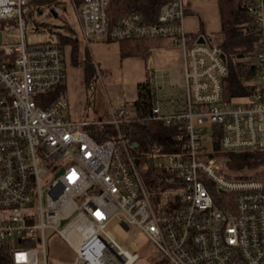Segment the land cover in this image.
<instances>
[{
	"label": "built area",
	"instance_id": "built-area-1",
	"mask_svg": "<svg viewBox=\"0 0 264 264\" xmlns=\"http://www.w3.org/2000/svg\"><path fill=\"white\" fill-rule=\"evenodd\" d=\"M31 1L0 0V248L11 264H49L47 231L72 250L68 264H135L139 253L105 230L113 219L143 233L164 264H264V184L226 164L264 152V0L246 4L260 44L255 91L240 101L223 97L219 46L186 30L185 0H168L153 21L112 19L113 0H69L86 42L163 38L181 52L182 86L147 65L148 98L121 102L108 121L70 120L66 94L42 96L65 78V55L26 39ZM134 120L178 125L181 149L141 153L121 130ZM150 167L165 186L145 185Z\"/></svg>",
	"mask_w": 264,
	"mask_h": 264
},
{
	"label": "trees",
	"instance_id": "trees-1",
	"mask_svg": "<svg viewBox=\"0 0 264 264\" xmlns=\"http://www.w3.org/2000/svg\"><path fill=\"white\" fill-rule=\"evenodd\" d=\"M81 0H76L80 2ZM168 0H118L109 4V14L112 19L128 11H138L142 13L147 21H153L162 11ZM247 0H218L221 28L211 35H195L197 39H203L209 43L219 46L222 55L227 63L228 72L223 78V97L225 101H240L249 97L255 91L253 82L255 75V64L250 61L256 53L246 50L245 42L247 38L256 36L254 32L252 17L246 8ZM58 0H32L30 3V20L35 11L42 12L44 8L49 9V14L53 15ZM55 17V16H54ZM47 28L51 33H55L54 41L63 50L66 45L71 46V60L78 64V37L77 32L66 20H63L58 30L53 31L48 22L38 23ZM258 36V35H257ZM150 38H134L119 40V50L122 57L138 56L146 59L150 50L144 41ZM153 39V38H151ZM48 41V40H47ZM46 42V41H39ZM146 81H139L137 84L138 95L133 104H139L141 99H147L145 92ZM65 93L64 80L55 84L42 96L46 101H51ZM105 132L113 133L115 128L111 124L100 126ZM178 125H165L158 121L138 122L132 121L123 123L121 130L125 136L138 143V150L141 153L154 152H174L181 149L183 140L174 137L178 131ZM227 167L234 172L243 171L239 178L258 179L264 184V152L229 155ZM165 172L148 168L143 171L144 183L148 188L154 186H165L161 180L167 177ZM223 195V194H215ZM10 253L6 248H0V264H11ZM156 264H164V260Z\"/></svg>",
	"mask_w": 264,
	"mask_h": 264
},
{
	"label": "rangeland",
	"instance_id": "rangeland-1",
	"mask_svg": "<svg viewBox=\"0 0 264 264\" xmlns=\"http://www.w3.org/2000/svg\"><path fill=\"white\" fill-rule=\"evenodd\" d=\"M48 11V8H44L42 12L35 11L33 13L31 20L26 24V39L31 42L54 41V37H56L54 32L51 33L42 24H36L35 21H38V23L48 22L53 31L58 30L63 20H66L75 28L76 36L79 39V63H73L74 61L71 60V46L66 45L63 50L66 57L67 54L70 55V59L68 58L67 71H69V74L64 94L67 92L68 98L71 97L73 100L79 92L82 95L86 94L82 117L99 119L107 115L110 116V107L115 105L116 101L125 102L130 99L129 97L134 96V90H136L139 80L142 81L147 77L145 61L146 63H152V67L158 74L162 75L167 85L172 83L175 86H182L183 63L181 52L172 46L167 39L150 38L145 40L144 44L150 50V54L146 59L138 56L122 57L119 50V41L91 39L86 42L82 39L69 0H58L55 9L58 13L57 17L50 15ZM259 44V36L254 35L246 39L245 47L246 50L256 53ZM250 61L253 64L256 62L254 57H251ZM95 64L100 68V75L96 73ZM74 67L82 70L84 85L86 86L84 90L83 87L80 88L78 79L80 75L78 72L74 74ZM76 85H79L78 89H76ZM207 126L210 127V124L207 123ZM220 159L224 161V157H220ZM105 230L111 233L120 245H124L129 251L139 253L140 258L135 264H156L163 259L161 253L147 240L145 235L134 231L135 229L131 225L125 227L118 219H113L107 224ZM46 234L49 264H63L60 262L62 258L73 256V252L67 248L60 237L50 234L49 231Z\"/></svg>",
	"mask_w": 264,
	"mask_h": 264
},
{
	"label": "crops",
	"instance_id": "crops-1",
	"mask_svg": "<svg viewBox=\"0 0 264 264\" xmlns=\"http://www.w3.org/2000/svg\"><path fill=\"white\" fill-rule=\"evenodd\" d=\"M185 2H186V14L184 17V25H185L186 30L189 33L198 35L200 38L201 35H211L212 33L220 30L221 23H220V13H219V8H218V0H185ZM168 41H170V40H168ZM170 43L172 46H174L171 41H170ZM175 48H177V47H175ZM64 55H65L64 62H65V66H66L65 67L66 72H65V78L63 80L65 82V88H66L67 77L69 74V71H67V66H68V58L70 59V55L67 54V57H66V53H64ZM149 60H150V58H149ZM150 62H151V60H150ZM147 65H152V63H146V61H145V67ZM70 70L72 71V69H70ZM99 70H100V68H99ZM77 72L80 75L78 78L80 81V88L83 87V90H84V87L86 88V86L84 85V80H83L84 77L82 75V70L74 67V74ZM144 80L145 79H143V81ZM81 81H82V83H81ZM78 88H79V85H76V89H78ZM134 91H135L134 96L129 97L130 99L127 100L128 102L129 101L131 102L137 98L139 90H137V88H136V90H134ZM66 96H67V92H66ZM67 100H68L69 105H68L67 111H65V113H64L67 118H70V120L71 119H79V120L89 119L88 117H82V115H81L82 109H83V106H84V103L86 100V94L82 95L79 92V93H77V96L74 97V100L71 97L68 98V96H67ZM124 100H126V99L124 98ZM124 100H122V101H124ZM120 103H121V101H116V104L110 107L111 111L113 109L117 108V106ZM110 116H111V113H110ZM110 116L107 115L105 117H100L99 119L98 118H92V119H97V120H101V121H108L111 118ZM71 257L62 258V261H60V262H62L63 264H68V261L71 259Z\"/></svg>",
	"mask_w": 264,
	"mask_h": 264
},
{
	"label": "water",
	"instance_id": "water-1",
	"mask_svg": "<svg viewBox=\"0 0 264 264\" xmlns=\"http://www.w3.org/2000/svg\"><path fill=\"white\" fill-rule=\"evenodd\" d=\"M53 14H54V16L56 17L57 14H56L55 12H53ZM200 41H203V39L201 38Z\"/></svg>",
	"mask_w": 264,
	"mask_h": 264
}]
</instances>
